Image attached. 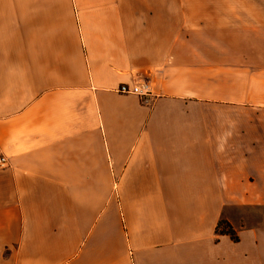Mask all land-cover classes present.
<instances>
[{
    "label": "crops",
    "instance_id": "obj_1",
    "mask_svg": "<svg viewBox=\"0 0 264 264\" xmlns=\"http://www.w3.org/2000/svg\"><path fill=\"white\" fill-rule=\"evenodd\" d=\"M0 156V264H264V0H0Z\"/></svg>",
    "mask_w": 264,
    "mask_h": 264
},
{
    "label": "built area",
    "instance_id": "obj_2",
    "mask_svg": "<svg viewBox=\"0 0 264 264\" xmlns=\"http://www.w3.org/2000/svg\"><path fill=\"white\" fill-rule=\"evenodd\" d=\"M118 91L125 94H136L143 101H148L153 96L151 86L147 81L135 84L122 83L119 86ZM6 162V158L0 156V165L3 166L6 164Z\"/></svg>",
    "mask_w": 264,
    "mask_h": 264
},
{
    "label": "rangeland",
    "instance_id": "obj_3",
    "mask_svg": "<svg viewBox=\"0 0 264 264\" xmlns=\"http://www.w3.org/2000/svg\"><path fill=\"white\" fill-rule=\"evenodd\" d=\"M228 226H231L229 222H227V224H223L221 228L226 230ZM252 228H254L256 237H259L260 243L264 244V214L262 218H258L257 220L255 219L252 222Z\"/></svg>",
    "mask_w": 264,
    "mask_h": 264
},
{
    "label": "trees",
    "instance_id": "obj_4",
    "mask_svg": "<svg viewBox=\"0 0 264 264\" xmlns=\"http://www.w3.org/2000/svg\"><path fill=\"white\" fill-rule=\"evenodd\" d=\"M225 223L227 224V221H225V220H222L219 223V225L217 227V232L229 234L233 240L237 241L239 238L231 226H228V228L226 230L221 228V226Z\"/></svg>",
    "mask_w": 264,
    "mask_h": 264
}]
</instances>
